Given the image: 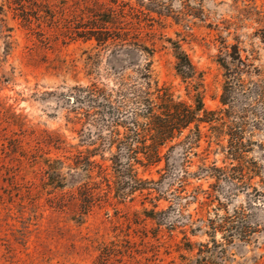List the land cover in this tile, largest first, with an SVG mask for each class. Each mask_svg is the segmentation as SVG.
Here are the masks:
<instances>
[{
  "label": "rangeland",
  "instance_id": "obj_1",
  "mask_svg": "<svg viewBox=\"0 0 264 264\" xmlns=\"http://www.w3.org/2000/svg\"><path fill=\"white\" fill-rule=\"evenodd\" d=\"M175 43L201 76L198 92L176 73ZM230 57L245 62L247 69L241 70L249 72L242 80L250 83L244 89L249 92L235 96L237 106L248 104L260 117L264 0H0V264H184L183 257L191 259L183 233L170 230L181 214L174 190L187 162L182 149L169 154L167 163L136 165V177L157 186L125 201L114 199L110 155L99 152L93 161L102 170L95 168L93 177L101 200L82 218L74 182L64 190L47 185L46 160L73 165L79 153L91 149L81 135L87 116L73 110L69 100L91 93L93 85L110 90L121 71L136 82L138 69L151 63L160 89L187 104L199 93L204 109L218 112L224 109L225 68L233 69ZM94 114L90 111V120ZM255 125L249 158L264 177V117ZM202 129L207 133L208 126ZM215 149L203 139L194 151L199 157L189 159V171L197 172L203 158L227 167L225 155L207 156L206 150ZM191 183L208 189L205 181ZM158 194L166 199L158 203L157 211L167 212L161 226L143 214L152 210ZM233 200L234 206L245 203L244 195ZM200 209L190 206L189 213L199 216ZM252 213L262 233L257 245L232 248L239 264H264V210ZM187 239L207 241L190 233Z\"/></svg>",
  "mask_w": 264,
  "mask_h": 264
},
{
  "label": "trees",
  "instance_id": "obj_2",
  "mask_svg": "<svg viewBox=\"0 0 264 264\" xmlns=\"http://www.w3.org/2000/svg\"><path fill=\"white\" fill-rule=\"evenodd\" d=\"M113 4L117 3L113 1ZM157 7L164 8L159 4ZM98 30L100 34L110 33L106 28ZM97 42L101 44L104 40L97 39ZM175 46L176 73L189 90L198 92L201 76L181 47L176 43ZM230 58L233 69L225 68L227 82L221 101L224 109L218 112L206 111L199 93L193 104H187L160 89L153 81L151 63L138 69L136 82L121 71L115 74L114 88L108 90L93 85L95 90L91 93L69 100L73 110L77 109L85 113L82 116H87L81 135H84L83 144H89L91 149L79 153L73 165H66L62 160H46L47 185L55 190H64L74 182L71 188L78 193L82 208L79 218H82L101 200V195L97 193L100 188L96 187L98 185L93 177L95 168L102 170L93 161L99 152L104 156L107 151L106 154L110 155L115 180L114 199L125 201L133 193L152 192L150 186H157L153 181L138 179L136 165L167 163L169 154L182 149L187 162L174 190L177 193L174 206L181 214L170 230L179 229L190 252L194 253L191 259L183 257L184 264H239L232 248L257 245V237L262 233L260 223L252 217V211L264 210V177L262 169L249 155L255 144L251 139L257 130L255 124L264 117V111L258 117L254 110L249 109L250 105L237 106L235 96L241 92L245 96L249 92L244 89L250 83L242 81L249 72L245 75V71L241 70V67L247 69L241 59ZM236 61L240 66H234ZM88 90L85 88L84 92ZM90 111L96 112L92 120ZM203 125L208 126L207 133H203ZM203 139H207L209 149L212 146L217 148L213 152L206 150L207 156L225 155L229 162L227 167H218L216 161L209 163V158H203L197 172L189 171V159L191 156L199 157L194 151L200 149ZM101 175L102 171L97 178ZM102 178L111 189L108 176ZM192 181H205L208 189L204 190L201 185L193 187ZM190 187L191 192L188 190ZM240 195H244L245 203L234 206L233 199ZM163 199L166 200L158 194L152 200V210L145 209L143 212L146 219L157 221L160 226L166 221L167 214L166 211H157L158 203ZM193 205H199L201 215H190L189 208ZM187 233L207 241L192 244L187 239Z\"/></svg>",
  "mask_w": 264,
  "mask_h": 264
}]
</instances>
